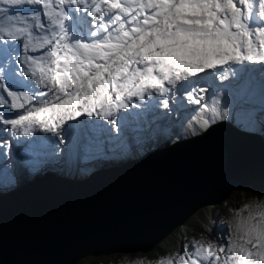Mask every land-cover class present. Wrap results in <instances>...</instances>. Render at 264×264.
I'll use <instances>...</instances> for the list:
<instances>
[{"label": "snow or ice", "instance_id": "snow-or-ice-1", "mask_svg": "<svg viewBox=\"0 0 264 264\" xmlns=\"http://www.w3.org/2000/svg\"><path fill=\"white\" fill-rule=\"evenodd\" d=\"M245 62L264 63V0H0V157L8 138L37 130L58 139L32 142L36 154L71 142L65 126L82 117L104 122L76 131L86 153L121 134L131 143L155 122L153 106L164 118L188 105L210 111L204 85ZM214 119L196 123L208 131ZM255 207L160 264H264V201Z\"/></svg>", "mask_w": 264, "mask_h": 264}, {"label": "water", "instance_id": "water-1", "mask_svg": "<svg viewBox=\"0 0 264 264\" xmlns=\"http://www.w3.org/2000/svg\"><path fill=\"white\" fill-rule=\"evenodd\" d=\"M53 176L30 173L23 188L0 193V264L147 251L232 188L264 190V142L224 123L84 183Z\"/></svg>", "mask_w": 264, "mask_h": 264}, {"label": "bare ground", "instance_id": "bare-ground-1", "mask_svg": "<svg viewBox=\"0 0 264 264\" xmlns=\"http://www.w3.org/2000/svg\"><path fill=\"white\" fill-rule=\"evenodd\" d=\"M242 66L244 67V65ZM250 66L251 68H248L247 71L248 74H252L250 77L242 72L243 67L240 66L238 68H242V71L238 74L242 76V79L239 80L241 82L234 83L231 86L229 84L221 86L222 89L218 92L219 98L216 99L215 103L213 102L212 108H210L211 106L209 107L210 111H204L198 107L195 108V111H192L193 105H188L187 109L180 108L177 112L164 118L159 115V113L163 112V109L157 110L153 106L149 110V119H154L155 122L150 127L145 123L144 130L137 133L131 143H129L128 136L121 134L120 137L115 138L111 145L108 146L110 150L107 152L94 150L86 153L83 147V139H78L75 136L77 130H83L87 127L95 128L99 132V125L104 123L99 119L88 123L82 117L78 121L68 122L65 127H71L73 129L71 142L66 137L64 143H51L47 150H40L39 154H36L34 148L22 146L21 142L23 141L26 145L30 146L33 144V141L37 143H48L58 138L51 133H43L39 130L34 132L33 137L12 136L8 138V147L5 148L3 157H0V160L5 161V165L0 161V193H11L23 188L30 173L34 174L37 178L48 175L54 177L53 175H55L60 181L84 183L92 176L143 159L153 152L164 151L179 142L205 136L212 127L224 123H227L234 131L258 133L264 142V91L260 87L261 78L264 76V67L261 63H252ZM239 83L240 86H238ZM210 89L214 92L218 90L216 86ZM231 89L238 96L233 95ZM14 90L28 89L17 88ZM185 103L187 104L186 98ZM231 104L241 108V117L245 115V111L247 112V118L244 121L246 122L245 127L235 123V118L229 107ZM205 112H208L210 116L215 118L212 127L208 131H204L196 123L198 120L202 122ZM224 112L227 115L230 114V118L224 117L223 119H218ZM153 113L156 114L155 117H153ZM129 132L131 133V128ZM53 150L56 154H53ZM89 171L91 173L87 174ZM13 177H15L14 182ZM243 191L250 192L253 197L258 196L260 202L264 201V190L241 189L238 186L232 188L221 201L200 206L192 210L181 223L175 225L171 229V232L161 238L159 242H156L147 251L132 253L120 251L108 253L90 252L82 255L74 264H86L84 260L87 256H90L91 260L95 261L93 264H99L97 263L99 258L103 259L101 264H107L109 260H107L106 255L109 258L119 253L126 255H146L148 259L144 263L153 262L156 258L160 257L178 259L184 242L191 243V238L197 234L213 236L206 227L216 229L219 235L221 234L219 232V222L221 220H224L225 223L232 220L235 221L229 214L236 213V208H230V206L226 208V205L230 203L235 192L242 193ZM225 200L228 201L225 203ZM250 204L253 206L248 211H256L255 209L257 208L255 206L258 203L250 202ZM195 215L198 219H193ZM241 215L246 216L244 211ZM159 243L161 244L159 245ZM155 245H158L157 254H148Z\"/></svg>", "mask_w": 264, "mask_h": 264}, {"label": "rangeland", "instance_id": "rangeland-1", "mask_svg": "<svg viewBox=\"0 0 264 264\" xmlns=\"http://www.w3.org/2000/svg\"><path fill=\"white\" fill-rule=\"evenodd\" d=\"M103 7L106 8L107 6L105 5ZM250 64H252V63L251 62H245L244 67L241 66V67H243V71L242 72L246 73V76H249V77H250V75H252V74H248V72H247L248 71V68H251ZM261 64H263V67H264V63H261ZM237 67H240V66H237ZM241 77H242L241 74H238L237 77L231 78L228 81H220V80L217 79L214 83H212L211 80H210V78H209L210 83L208 85H204V86L205 87H209V88H211L213 86H216V88L218 90L215 91V98L218 99L219 98L218 92L222 89L221 86H224L225 84H229L231 86V85H234V83L236 84L237 82H241V81H239V80L242 79ZM224 88L226 89V87H224ZM231 92L233 93V95L238 96V94H236L232 89H231ZM198 106L199 105H193V109L197 108ZM210 106L209 107L212 108V105H210ZM231 106H232V113H233V116L235 118V123L238 124V125H241L242 127H245V123L246 122H244V121L247 118V112L245 111V115L243 117H241L240 116L241 108L237 107V105H234V104L229 105V107H231ZM223 115H224V117H228V115H227L226 112H224ZM83 119L85 121H87L88 123H91L93 121L91 118L83 117ZM21 144L24 147L34 148V144H31L30 146H28L23 141L21 142ZM243 188L244 187H241V189H243ZM258 198H259L258 196L253 197L250 192H244V191L242 193L241 192H237V193L235 192L233 194V196H232V199H231L230 203L226 205L227 206L226 208H228V206H230V208H236V213L229 214L230 217L235 220L236 217H237V212L239 211V209L243 208V205L246 204V203L247 204H250V202H257L258 204L261 203L258 200ZM227 201L228 200H225V203ZM250 205L253 206L252 204H250ZM255 210L258 211L259 209H255ZM248 212H249L248 209H245L244 210V214L246 216H247ZM196 217L197 216L195 215L193 217V219H195ZM196 219H198V218H196ZM234 222L235 221L232 220V221H230L228 223L230 224V223H234ZM223 223H225V221L224 220H221L219 222V227ZM206 228H207L208 231L211 230L209 232L212 233L213 236L197 234V235H195L194 237L191 238V242L193 241V238H195L197 240L207 241L208 239L213 238L216 235H218L216 229L209 228V227H206ZM180 254H182L181 251H180ZM106 258H107V260L110 261V262L108 261L107 264H125V263H127V264H129V263L146 264V263H148V262L144 263L148 259L146 257V255H135V254L126 255L124 253H119V254L113 255V257H109V258H108V255H106ZM150 259H152V258H150ZM161 259H162V257L156 258L153 262H149L148 264H160V260ZM102 260L103 259H100L99 258L97 263L101 264L102 263ZM84 261L86 262V264H93V263H95V261H92L91 260V257L90 256H87Z\"/></svg>", "mask_w": 264, "mask_h": 264}, {"label": "trees", "instance_id": "trees-1", "mask_svg": "<svg viewBox=\"0 0 264 264\" xmlns=\"http://www.w3.org/2000/svg\"><path fill=\"white\" fill-rule=\"evenodd\" d=\"M230 110H232V106L230 107ZM230 118V114H228V119ZM218 119H220V117H218ZM91 173V171H89V172H87V174H90ZM161 243H159V245H160ZM157 246L158 245H155L149 252H148V254H157ZM153 251V252H152Z\"/></svg>", "mask_w": 264, "mask_h": 264}]
</instances>
